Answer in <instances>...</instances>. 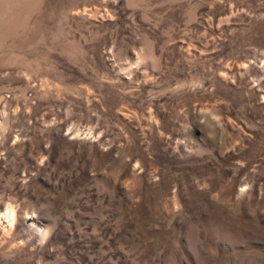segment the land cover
Wrapping results in <instances>:
<instances>
[{
  "label": "rangeland",
  "instance_id": "374dc122",
  "mask_svg": "<svg viewBox=\"0 0 264 264\" xmlns=\"http://www.w3.org/2000/svg\"><path fill=\"white\" fill-rule=\"evenodd\" d=\"M0 264H264V0H0Z\"/></svg>",
  "mask_w": 264,
  "mask_h": 264
},
{
  "label": "bare ground",
  "instance_id": "6f19581e",
  "mask_svg": "<svg viewBox=\"0 0 264 264\" xmlns=\"http://www.w3.org/2000/svg\"><path fill=\"white\" fill-rule=\"evenodd\" d=\"M4 214V217H6L8 221L12 220V212L10 210H7L6 212H4Z\"/></svg>",
  "mask_w": 264,
  "mask_h": 264
}]
</instances>
